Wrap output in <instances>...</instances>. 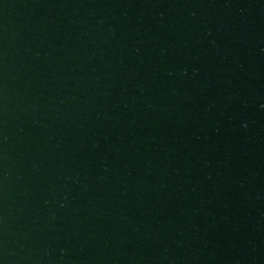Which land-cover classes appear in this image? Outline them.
I'll return each instance as SVG.
<instances>
[{
	"label": "water",
	"instance_id": "95a60500",
	"mask_svg": "<svg viewBox=\"0 0 264 264\" xmlns=\"http://www.w3.org/2000/svg\"><path fill=\"white\" fill-rule=\"evenodd\" d=\"M0 264H264V0H0Z\"/></svg>",
	"mask_w": 264,
	"mask_h": 264
}]
</instances>
